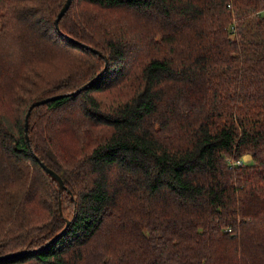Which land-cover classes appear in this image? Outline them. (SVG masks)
<instances>
[{"label": "trees", "instance_id": "obj_1", "mask_svg": "<svg viewBox=\"0 0 264 264\" xmlns=\"http://www.w3.org/2000/svg\"><path fill=\"white\" fill-rule=\"evenodd\" d=\"M65 2L0 0V264H264V0Z\"/></svg>", "mask_w": 264, "mask_h": 264}, {"label": "water", "instance_id": "obj_2", "mask_svg": "<svg viewBox=\"0 0 264 264\" xmlns=\"http://www.w3.org/2000/svg\"><path fill=\"white\" fill-rule=\"evenodd\" d=\"M71 1H72V0H66V2H65V4L63 5L61 11L59 12L58 17L56 18V24H57V26H58V22H59L60 17H61L62 14L64 13V11L68 8V6L70 5ZM85 86H86V85L82 86L81 88H84ZM81 88H79L77 91H79ZM61 95H63V94H55V95L48 96V97L43 98V99H40V100H36L35 102H33V103L31 104L30 108H32V107H33L34 105H36V104H40L41 102H45V101L50 100V99L58 98V97H60ZM29 115H30V110H29V111L27 112V114H26V126H25L26 129H27V127H28V116H29ZM46 168H47V170H48L49 172H51V173L56 177V179L58 180V182L60 183V185H61V186H64V181H63L62 177L60 176V174H58L56 171L52 170L51 168H48V167H46ZM23 251H25V250L14 251V252H11V253H7V254H4V255H0V259H2V258H7V257H9V256H13V255L18 254V253H21V252H23Z\"/></svg>", "mask_w": 264, "mask_h": 264}, {"label": "rangeland", "instance_id": "obj_3", "mask_svg": "<svg viewBox=\"0 0 264 264\" xmlns=\"http://www.w3.org/2000/svg\"><path fill=\"white\" fill-rule=\"evenodd\" d=\"M248 156H249V155H247V156H244L245 160H247V161H248V160H249V158H250V157H248Z\"/></svg>", "mask_w": 264, "mask_h": 264}, {"label": "built area", "instance_id": "obj_4", "mask_svg": "<svg viewBox=\"0 0 264 264\" xmlns=\"http://www.w3.org/2000/svg\"><path fill=\"white\" fill-rule=\"evenodd\" d=\"M238 162H239V163H242L243 161H241V160H238Z\"/></svg>", "mask_w": 264, "mask_h": 264}]
</instances>
